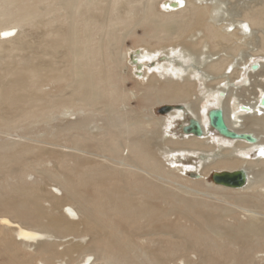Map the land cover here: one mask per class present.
<instances>
[{
	"label": "bare ground",
	"instance_id": "bare-ground-1",
	"mask_svg": "<svg viewBox=\"0 0 264 264\" xmlns=\"http://www.w3.org/2000/svg\"><path fill=\"white\" fill-rule=\"evenodd\" d=\"M229 1L0 0V129L84 114L66 145L0 148V264H264V35L245 58L230 45L261 33L264 7L237 34L218 18ZM23 26L44 32L13 34ZM129 64L140 96L124 86ZM217 108L258 142L219 135ZM189 118L202 137L183 132ZM49 160L61 170L23 180ZM236 171L242 187L214 181Z\"/></svg>",
	"mask_w": 264,
	"mask_h": 264
},
{
	"label": "rangeland",
	"instance_id": "rangeland-1",
	"mask_svg": "<svg viewBox=\"0 0 264 264\" xmlns=\"http://www.w3.org/2000/svg\"><path fill=\"white\" fill-rule=\"evenodd\" d=\"M261 7H264V0H230L228 3L222 5L221 12L218 15V18L223 19L224 23H234V26L229 27V29L233 32L235 31L238 34L240 32L238 29L235 30V27L237 25H240L239 23L241 22V20L246 18L245 15H247L252 10L259 9ZM41 29L44 32V28L42 27L41 28L39 27V29L38 28L33 29L28 26H23L21 28L19 27V28H16V30H12V31H14L13 32L14 35H16L17 32L24 34L28 31H33V32H36L35 33L36 38H38L43 33ZM259 29H262L261 33L260 31H258V29H256L257 32L254 31L256 34V37L254 36L251 38L250 36L247 35V38L245 37L246 39L244 38V41L239 42L237 41V39L240 36H238L236 39L230 42V45H234L236 49L235 52H232L233 57L235 58L237 57L236 59L242 58V57L245 58L246 55L252 53L253 50H257L258 47H260L259 45L261 43L260 40H262V37L264 35V16L262 18V25ZM142 33L143 31L139 30V34L141 35ZM2 35L3 34H1V37ZM6 39H10V38L8 37ZM124 46L128 49H132V51L133 50L135 51V49L142 51L140 47H137L135 43V39L132 37L128 38L125 41ZM125 72L128 75L129 79L127 80L124 86H126L127 90L134 91L138 94V96H140L142 91L139 90L140 86L137 85L138 83H137V78H136L137 77L136 74H139V70L133 67V64H129V68H125ZM138 77H141V76H138ZM41 89H42V92H48V93L53 92L54 85L50 84L46 86H41ZM129 104H130L129 106L133 109L141 105V101L139 99H133L131 102H129ZM161 108H163V106L157 107L156 111L157 110L159 111ZM157 115H162V114L158 112ZM83 116L84 114L71 115V113L66 114V116H64L60 112H57V113L55 112L53 114H50L48 117L43 116L41 119H35V120L26 119L23 122L21 121L22 119L20 120L19 118H15L13 120L14 122L11 124L9 128L7 127L2 130L0 129V148L5 147L6 145H12L14 147L16 146L15 147L16 150L22 149L24 148V146L53 147V145H49L52 143V141L55 142L57 145H66L67 137H66V133L63 132V127L65 125H69L70 122L72 123V122L77 121L80 118H83ZM101 118L102 116L100 115V113H97L95 116H93L92 120L96 121V123L98 122L99 123L98 126L102 127L103 123L100 120ZM93 126H95V124H93ZM53 135L54 137H52ZM12 152L13 151H11V153ZM125 154H127V151L125 152ZM29 158H30V161L35 162L38 156L36 153H34ZM45 168H48L50 170H61L59 164L56 161L49 160L47 163L43 164V166L39 167L38 169L27 170L29 175L28 176L26 175V177L23 180L27 181L28 183H32L36 180H42L43 175H41V173L43 172ZM16 175L17 173L12 175V177H15ZM6 179H7V176L0 177V182H1L0 190H1V185L7 182ZM210 181L212 180L210 179ZM14 182L15 183L18 182V179L15 178ZM54 184L56 185V183H52V185ZM56 186L58 187V189L52 186H49L48 189L52 190L56 195L60 197L62 195V192H64V189H62L61 186H58V185ZM67 214L69 215V213ZM69 216L74 218L72 215H69ZM75 218L78 219V217H75ZM67 239L73 240L70 237H68ZM89 239H90L89 237H86L85 239L83 238L81 242L83 244H87L89 242ZM76 240L78 241V239H74L73 241L76 242ZM57 241H60V240H57ZM61 249L62 248H60V250Z\"/></svg>",
	"mask_w": 264,
	"mask_h": 264
},
{
	"label": "water",
	"instance_id": "water-1",
	"mask_svg": "<svg viewBox=\"0 0 264 264\" xmlns=\"http://www.w3.org/2000/svg\"><path fill=\"white\" fill-rule=\"evenodd\" d=\"M170 110V107H165L160 110V113H166ZM208 120L210 126L222 137L247 141L251 144H256L258 139L252 136L249 133L238 134L229 129L226 120H224V112L221 108L212 109L208 112ZM183 132L186 134H193L197 137H202L203 128L201 123L194 119L189 118V123L187 126L183 128ZM194 177H198V175L194 174ZM214 181L223 186L230 187H242L247 182V175L241 171L236 172H225V173H216L214 174Z\"/></svg>",
	"mask_w": 264,
	"mask_h": 264
},
{
	"label": "snow or ice",
	"instance_id": "snow-or-ice-1",
	"mask_svg": "<svg viewBox=\"0 0 264 264\" xmlns=\"http://www.w3.org/2000/svg\"><path fill=\"white\" fill-rule=\"evenodd\" d=\"M262 151V154H264V150H261Z\"/></svg>",
	"mask_w": 264,
	"mask_h": 264
}]
</instances>
